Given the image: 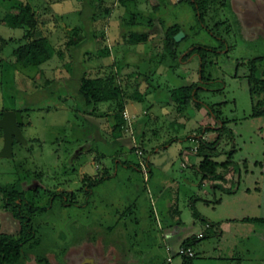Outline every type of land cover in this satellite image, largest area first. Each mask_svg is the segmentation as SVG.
Returning a JSON list of instances; mask_svg holds the SVG:
<instances>
[{"label":"rangeland","instance_id":"obj_1","mask_svg":"<svg viewBox=\"0 0 264 264\" xmlns=\"http://www.w3.org/2000/svg\"><path fill=\"white\" fill-rule=\"evenodd\" d=\"M15 3L33 6L36 35L56 47L40 65L15 61L29 27L3 20L19 11ZM205 19L207 26L184 0H0V118L21 111L25 137L2 155L0 127V185L20 179L34 205L25 211L40 243L28 264H264V115H253L248 82L251 60L264 54V0L214 3ZM173 24L185 33L183 53L194 43L211 47L204 77L196 53L162 60ZM131 29L152 33L133 45L137 54L126 46ZM131 58L141 63L138 71H154L153 88L134 99L135 90L147 92V77L119 71L130 120L114 132L118 102L89 105L78 82ZM193 83L198 98L183 103V91L173 97V87ZM202 137L218 141L214 159L233 160L227 175L234 178L199 171ZM5 201L0 190V232L17 236L20 219ZM177 232L207 234L195 241V257L179 253L185 238L170 236Z\"/></svg>","mask_w":264,"mask_h":264},{"label":"trees","instance_id":"obj_2","mask_svg":"<svg viewBox=\"0 0 264 264\" xmlns=\"http://www.w3.org/2000/svg\"><path fill=\"white\" fill-rule=\"evenodd\" d=\"M122 1L124 2L125 0ZM184 1H188L194 6L198 19L203 22L205 26H207L205 18L213 4L216 3L224 6L228 3V0ZM158 4L159 3L156 4L157 10L160 8ZM14 5L18 6L19 11L14 12L10 10L4 16L3 20L13 27L29 25L24 35L26 41L14 48L13 52L15 55V61L24 65H40L53 57L56 53V47L48 36L36 35L39 27V19L33 6L30 3H15ZM181 29L182 27L180 25L173 24L165 30L163 37L164 51L162 60L173 59V61H183L189 59L194 53H198L201 60V71L203 72L205 64L208 61V52L211 50V47L207 44L194 43L184 54L180 48L182 41H178L175 38V34ZM149 37L150 32L147 30L134 31L130 35V41L132 43L145 42ZM3 40L6 42L5 39ZM80 40L81 36L76 35L72 40V43L78 44ZM202 77H204V72ZM248 82L250 86V94L254 103L253 115H264V54L251 60ZM78 85L79 97L89 105L97 104L101 101L116 100L120 105V109L114 113V132L119 129H124L125 125L129 123V120L122 111L124 107L123 100L126 95L125 88L120 80L118 69L114 68L110 72L98 76L84 74L79 79ZM199 87L198 84L194 83L191 85L179 86L173 89V97L177 92H186L185 96L182 97L184 99L181 98V101L183 103H188L192 98H198V93L200 91ZM94 111L95 107L90 112ZM217 142V140L208 141L202 137L200 144L196 147V152L203 154L204 157L197 166L199 171L202 172L205 177L225 179V175L230 168L229 166L234 162L231 159L220 162L213 158V151H211V149L216 147ZM219 165L225 166L222 171L218 170ZM37 189L38 188H36V190ZM0 190L6 197L4 207L11 210L21 222V231L17 236L8 232H0V264H28L27 259L29 253L38 250V245L40 243L35 227L32 224L31 216L25 211L26 209L29 211L35 210L34 205H32V201L28 199L26 190L23 188L20 179L4 186L0 185ZM206 235V233H202V235L193 233L183 240L182 245L193 247L195 241ZM184 256L191 259L196 256V253L193 256ZM42 259L43 258H41V260ZM191 264H193L192 261Z\"/></svg>","mask_w":264,"mask_h":264},{"label":"crops","instance_id":"obj_3","mask_svg":"<svg viewBox=\"0 0 264 264\" xmlns=\"http://www.w3.org/2000/svg\"><path fill=\"white\" fill-rule=\"evenodd\" d=\"M132 30V29H131ZM126 31H128V30H126ZM134 31H137V30H132L131 32H129L130 33V35H131V33L132 32H134ZM151 32H150V37H151ZM150 37H149V39H150ZM148 39V40H149ZM147 40V41H148ZM146 42V41H145ZM127 43H130V45L129 44H127ZM127 43H126V46H129V47H132V51L133 52H135L136 53V51L135 50H138V49H136V48H133V45L134 44H140V43H143V42H139V43H132L131 41H130V36H129V38H128V40H127ZM135 49V50H134ZM188 50L187 49H185V52H184V54L187 52ZM145 54L147 53V52H144ZM137 54V53H136ZM196 54H198V53H196ZM147 55V54H146ZM145 55V56H146ZM199 55V54H198ZM146 58H148V56H146ZM199 58H200V56H199ZM132 59V58H131ZM188 60V59H187ZM132 61H134L133 59L132 60H130V59H127L126 61H124V62H122V64H120L119 65V67L118 68H116V69H118L119 71H120V73H126L127 74V76H130V75H132V72H134L135 70H140L138 67L140 66L141 67V63H139V64H136V62L134 61V62H132ZM153 61V59H150V62H152ZM183 61H186V60H183ZM200 62H201V60H200ZM201 65V64H200ZM115 66H117V65H115ZM138 74H140L141 76H143V75H145V77H147V86H146V90H147V92H141L139 89H137V90H135V96L134 95H132V96H134V99H138V100H143V99H145V97L147 96V94H149V92H151L152 91V88H153V84L152 83H150L149 81H150V78L154 75V71H152V69H147L145 72L144 71H138ZM120 76H121V74H120ZM121 78H123V76L121 77ZM184 85H191V84H184ZM182 86V85H181ZM177 87H179V86H175V87H173V89L174 88H177ZM147 93V94H146ZM170 94V93H169ZM133 98V97H132ZM112 101V100H111ZM105 102H109V101H105ZM132 102V101H131ZM137 112H138V110H137V108L135 109V116H136V114H137ZM93 113V112H92ZM133 114V115H134ZM140 115H138L139 117H141V116H143V114L140 112L139 113ZM138 116H136V117H138ZM113 135V134H112ZM113 142H116V141H118V139H120L121 140V145L123 146L124 144H125V138H124V136H115L114 137V135H113ZM118 138V139H117ZM150 162V161H149ZM149 162H148V164H149ZM227 173H229V172H227ZM227 173H226V175H225V179H230V178H234L232 175H230L229 174V176L227 175ZM224 179V180H225ZM190 234H186V235H182V234H180L179 232H177V233H174L173 235H170V236H172L174 239H176V237L177 238H180V239H184V238H186L187 236H189ZM173 239V240H174ZM168 243H170L169 242V240H168Z\"/></svg>","mask_w":264,"mask_h":264},{"label":"water","instance_id":"obj_4","mask_svg":"<svg viewBox=\"0 0 264 264\" xmlns=\"http://www.w3.org/2000/svg\"><path fill=\"white\" fill-rule=\"evenodd\" d=\"M185 36L184 31L180 30L175 34L176 40L180 41ZM23 114L21 111L6 110L3 116L0 118V127L5 132V146L1 152L2 155H12L14 148L15 138L25 140L21 129V123L23 122Z\"/></svg>","mask_w":264,"mask_h":264},{"label":"built area","instance_id":"obj_5","mask_svg":"<svg viewBox=\"0 0 264 264\" xmlns=\"http://www.w3.org/2000/svg\"><path fill=\"white\" fill-rule=\"evenodd\" d=\"M124 113H125L126 118H128L130 120V118L127 115L128 113L126 110ZM144 167H145V171H147V168L145 165H144ZM207 226H210V225L207 224ZM200 235H202V233ZM167 249L169 251L173 250V246L171 243H167ZM179 253L184 254V255H188V256H193L195 254V250L193 249L192 246L181 245L179 248ZM168 259H169V261H172V259H173L172 255H169Z\"/></svg>","mask_w":264,"mask_h":264},{"label":"bare ground","instance_id":"obj_6","mask_svg":"<svg viewBox=\"0 0 264 264\" xmlns=\"http://www.w3.org/2000/svg\"><path fill=\"white\" fill-rule=\"evenodd\" d=\"M15 56V55H14ZM5 111V110H4ZM4 113V112H3Z\"/></svg>","mask_w":264,"mask_h":264},{"label":"flooded vegetation","instance_id":"obj_7","mask_svg":"<svg viewBox=\"0 0 264 264\" xmlns=\"http://www.w3.org/2000/svg\"><path fill=\"white\" fill-rule=\"evenodd\" d=\"M8 210V209H7ZM28 263V262H27Z\"/></svg>","mask_w":264,"mask_h":264}]
</instances>
